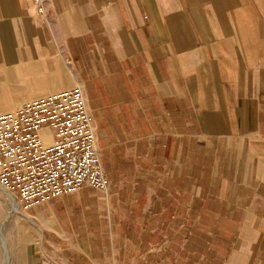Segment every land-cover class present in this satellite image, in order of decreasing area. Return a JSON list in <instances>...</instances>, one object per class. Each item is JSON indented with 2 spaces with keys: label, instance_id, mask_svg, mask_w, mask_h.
I'll return each mask as SVG.
<instances>
[{
  "label": "crops",
  "instance_id": "obj_1",
  "mask_svg": "<svg viewBox=\"0 0 264 264\" xmlns=\"http://www.w3.org/2000/svg\"><path fill=\"white\" fill-rule=\"evenodd\" d=\"M45 8L0 0V112L83 87L110 185L62 197L157 261L264 264V0Z\"/></svg>",
  "mask_w": 264,
  "mask_h": 264
},
{
  "label": "built area",
  "instance_id": "obj_2",
  "mask_svg": "<svg viewBox=\"0 0 264 264\" xmlns=\"http://www.w3.org/2000/svg\"><path fill=\"white\" fill-rule=\"evenodd\" d=\"M45 1L35 0L42 18ZM109 185L81 85L0 113V189L25 210L84 187L106 193Z\"/></svg>",
  "mask_w": 264,
  "mask_h": 264
},
{
  "label": "rangeland",
  "instance_id": "obj_3",
  "mask_svg": "<svg viewBox=\"0 0 264 264\" xmlns=\"http://www.w3.org/2000/svg\"><path fill=\"white\" fill-rule=\"evenodd\" d=\"M106 196L101 192L92 195L100 202ZM56 201H59L58 208L51 207V202L25 210L15 198L19 214H14L7 195L0 189V264L6 261L3 238L8 248V264H162L160 259L164 264H182V260L173 263L171 257L157 261L156 256L162 252H156V245L150 249L147 246L152 243L150 240L116 236L122 226L119 230L118 224H108L106 209L95 207L92 217L86 213L89 209L84 207L87 205L84 200L80 202L70 196L59 197L53 203ZM76 204L77 211L83 210L84 214L74 215Z\"/></svg>",
  "mask_w": 264,
  "mask_h": 264
},
{
  "label": "bare ground",
  "instance_id": "obj_4",
  "mask_svg": "<svg viewBox=\"0 0 264 264\" xmlns=\"http://www.w3.org/2000/svg\"><path fill=\"white\" fill-rule=\"evenodd\" d=\"M15 109V107L14 108H12L10 111H12V110H14ZM0 113H4V112H0ZM47 141H49L48 140V138H47ZM9 198V203H10V207H11V210H12V212L14 213V214H19V210L15 207V205H14V200H15V197H8ZM11 212V211H10ZM27 217V216H26ZM29 219V218H28ZM30 221V220H29ZM35 224V223H34ZM1 229H2V227H1ZM3 237V236H2ZM3 245H4V247H5V251H6V261L4 262L5 264H8L9 263V255H8V248L6 247V244H5V242H4V238H3Z\"/></svg>",
  "mask_w": 264,
  "mask_h": 264
}]
</instances>
